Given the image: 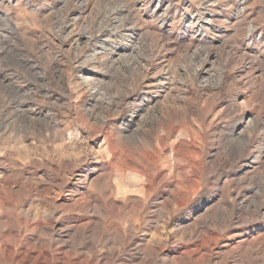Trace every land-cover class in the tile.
Segmentation results:
<instances>
[{
    "label": "rangeland",
    "instance_id": "rangeland-1",
    "mask_svg": "<svg viewBox=\"0 0 264 264\" xmlns=\"http://www.w3.org/2000/svg\"><path fill=\"white\" fill-rule=\"evenodd\" d=\"M241 1L0 0V264H93L112 245L109 228L97 229L94 254L69 231L110 224L109 198L127 206V232L135 215L154 264H206L193 244L208 247L212 230L264 227V0ZM221 35L244 47L236 62L215 55ZM169 36L193 47H168ZM242 128L246 142L232 136ZM127 155L186 165L164 169L183 206L158 217L160 189L141 209L145 177L105 169ZM217 213L224 220L211 224L206 214ZM53 226L69 230L49 243ZM263 239L222 255L214 246L209 264H264L251 252ZM119 251L118 264H142Z\"/></svg>",
    "mask_w": 264,
    "mask_h": 264
},
{
    "label": "bare ground",
    "instance_id": "bare-ground-1",
    "mask_svg": "<svg viewBox=\"0 0 264 264\" xmlns=\"http://www.w3.org/2000/svg\"><path fill=\"white\" fill-rule=\"evenodd\" d=\"M241 2L243 3V0ZM213 21H214L213 19H209V22L212 23ZM199 25H197V23L193 22L191 27L195 28V30L198 32H202L204 25L203 24H199ZM234 40H235V37H234ZM203 41H205V40H203ZM218 41H219V44H218L219 47H218V50L215 51V55L218 58L222 59V61H224L225 65L229 64L230 62L232 63L233 61H235V58L237 57L236 54H238L239 52H242V50L244 49V47L242 48V46H241L242 44L241 45H232L231 44V45L227 46L228 40H227L226 36H224V35L223 36L221 35V37L219 38ZM206 42L207 41H205V43ZM172 43L175 45H181V46L185 47L186 50L191 49V47H193V44H194L193 42H188L187 44H184L181 39L169 36L167 39V46L170 47L172 45ZM207 43L205 45H207ZM209 43L211 45L214 44L213 41L209 42ZM211 53H212L211 49H207L205 52V56L209 57V55ZM240 59H241L240 62L243 63V65L245 67H246V62H248L249 65H251L250 66L251 68L254 66V61L251 60V56L247 52V50L245 52H243V55L241 56ZM207 60H208V58H207ZM211 66H213V65H211ZM223 68L220 69V75L223 72ZM213 69H214V67H213ZM211 73H213V71ZM209 74H210V72H209ZM221 77H220V79H221ZM23 114H25V113L23 112ZM252 123H253V121H252ZM232 136L235 140H240L242 142H246L248 140V137H249L248 134L246 133V128H242V130L239 132L234 131L232 133ZM109 152H111L110 149H109ZM168 164L160 163L158 161V159L139 161L135 157H133L131 155H127V157L125 158V163L121 166L120 169H118V168L116 169V167L114 166V164L112 162L108 163L106 165L105 169L109 173V175L112 174L113 171L117 170L118 172H121V173H126L128 171L130 174H139L140 176L145 177L146 183H142V185L140 186V191L144 192V195H145V198H141V205H140L141 209H146V207L148 205L147 202L148 201L150 202L151 199L154 197V195L160 189H167L168 192L165 195L166 197L163 200V203L160 204V206L158 208V212H157L158 217H167V215L172 214V212L174 210H176V209L179 210L183 206L184 199L182 198V195L180 192V190L183 187L181 188V186L176 185L173 181H171L169 178L170 176L168 177V173L166 174L164 172V169L168 167V168L172 169L174 171V173H176V175H177V174H185V167H186V165L181 164L178 161H176L173 165H168ZM192 184H193V182H192ZM103 185H104L103 187L106 189L109 187V184L107 181L104 182ZM257 188H258L257 191L258 190L259 191L264 190V184H263V186H258ZM217 190L219 193H223V191H224L222 187H219ZM223 197L226 199L225 195H223ZM95 200H98V199L95 197ZM251 202L252 201H249L246 203L242 202L241 206L247 208V207H249ZM170 205H174V207L169 208ZM126 208H127V206L125 204L118 205V203L112 198L106 199L105 205L103 206V210L105 211L107 217L108 216L111 217V223L110 224L107 225L105 220H102L101 222H95V221L89 220V222H87L85 224V226H87V227H84V229H82L80 231H78V230L75 231V230L71 229L69 231L70 234L72 235L74 245L77 246V249H79V250L87 249V252L94 254L96 251V248H97L96 243L98 240L95 237V235L97 233V229L99 227L100 228L102 227L103 229L106 227L109 228L108 229L109 232L107 230L106 231L104 230V232H106V235H107L106 236V238H107L106 243L108 244V242H109V244H112V245H110L109 250H107L104 254H102V256L101 255L97 256V259L93 264H118V257H119V253H120L119 250L127 251L133 257V259L140 260V262L142 264H154V262L158 258V255H157L158 253L157 254L150 253V252H148L147 246H141L137 243V236H138L137 233H138L139 228H138L137 222H135V220H134V217H135L134 214L131 215L132 219L130 220L131 223H130L128 232L125 230L124 224L121 221V218L123 217V214L126 211ZM216 218H218L221 221L224 220V216H222V214H220V213H217L216 215L206 214V219H208L211 224L217 222ZM67 230H69V228H67V227L61 228V229H56V227L53 226L49 230L50 238L48 239V242L51 243V239H54V236L56 234L57 235L61 234V236H62V233H64ZM110 230H112V232H110ZM261 235L264 236V227H256V226H249V227H244V228L231 227L226 232H223V233H219L217 231L212 230V234L210 237V245L208 247L203 243L193 244V245L196 246L197 250H201V249L206 250V256L208 258L206 264H209L210 263L209 258L213 252L214 246H218V253L217 254L222 255V253H224L226 249L233 252L235 249L245 247V245L251 246L252 245L251 243L253 242V238L254 237L259 238V237H261ZM61 242L65 245L67 243V240H61ZM221 242H225V243L221 244ZM118 246H120V247H118ZM126 246H129V248H127ZM190 246L191 245H184L182 247H179L178 249L184 248L186 250H190ZM11 248H13V247H10V245L7 243L6 240L3 241V249L4 250L8 249V251L12 252ZM252 248H253V249H251L252 253H253V251H255L256 254H258V255L261 253H264V239H263V241L260 242L258 247L253 246ZM24 250L28 251V249H24ZM163 251H165V246L160 244L158 252H163ZM38 252H40V251H38ZM171 252L174 253L176 251L173 250ZM24 259L25 258L21 259L20 261L25 262ZM37 262H38L37 260H30L28 262V264H37Z\"/></svg>",
    "mask_w": 264,
    "mask_h": 264
}]
</instances>
